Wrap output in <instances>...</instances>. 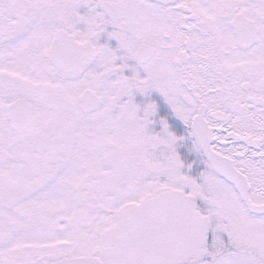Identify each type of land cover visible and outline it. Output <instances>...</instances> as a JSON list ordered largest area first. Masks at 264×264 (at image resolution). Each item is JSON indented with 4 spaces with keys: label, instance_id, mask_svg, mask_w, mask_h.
Here are the masks:
<instances>
[{
    "label": "snow or ice",
    "instance_id": "1",
    "mask_svg": "<svg viewBox=\"0 0 264 264\" xmlns=\"http://www.w3.org/2000/svg\"><path fill=\"white\" fill-rule=\"evenodd\" d=\"M0 264H264V0H0Z\"/></svg>",
    "mask_w": 264,
    "mask_h": 264
},
{
    "label": "flooded vegetation",
    "instance_id": "2",
    "mask_svg": "<svg viewBox=\"0 0 264 264\" xmlns=\"http://www.w3.org/2000/svg\"><path fill=\"white\" fill-rule=\"evenodd\" d=\"M157 95H158V94H157ZM161 102L163 103L162 100H161ZM173 120H174L178 125H180L181 127H183V125L181 124V122H180L177 118L173 117Z\"/></svg>",
    "mask_w": 264,
    "mask_h": 264
}]
</instances>
